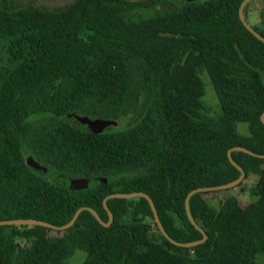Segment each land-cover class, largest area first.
I'll use <instances>...</instances> for the list:
<instances>
[{
  "label": "trees",
  "instance_id": "trees-1",
  "mask_svg": "<svg viewBox=\"0 0 264 264\" xmlns=\"http://www.w3.org/2000/svg\"><path fill=\"white\" fill-rule=\"evenodd\" d=\"M242 1L89 0L73 14L0 8V220L64 225L89 206L107 222L105 197L142 191L172 238L202 239L187 216L189 191L240 176L232 147L264 154V42L241 21ZM260 21L252 26L264 36V10ZM204 72L217 114L203 101ZM66 114L106 126L80 128L61 120ZM232 157L246 176H259L256 199L216 205L206 196L214 191L193 194L204 243L145 238L144 220L157 226L148 200L109 198V226L88 210L60 237L40 225H0V264H69L76 250L81 264H259L264 159ZM64 177L91 185L72 188Z\"/></svg>",
  "mask_w": 264,
  "mask_h": 264
},
{
  "label": "rangeland",
  "instance_id": "rangeland-1",
  "mask_svg": "<svg viewBox=\"0 0 264 264\" xmlns=\"http://www.w3.org/2000/svg\"><path fill=\"white\" fill-rule=\"evenodd\" d=\"M89 0H11L10 3L0 0V8L9 11H32L38 10L50 14H73L76 9L80 8L83 4ZM128 2H145L147 0H126ZM264 10L263 0H254L246 5L245 17L251 25L261 27L260 13ZM202 78L205 84V94L203 101L210 107L211 113H219L220 105L216 97L214 88L211 84L209 76L204 72ZM247 124L244 122L238 123V129L243 132L246 130ZM264 167V163L261 165ZM259 176L254 173H250L246 176L237 186L226 190L214 191L208 193L206 196L213 204H222L228 197L235 196L239 200L240 204L245 206L256 199L253 194V188L257 184ZM142 225V236L148 239H157L159 229L155 225L151 217L147 218ZM21 227V226H20ZM51 235L54 237H60L66 235V230H53ZM16 241L22 246L27 247L30 245V241L23 237H17ZM85 258V254L80 250H76L74 255L68 260L69 264H81ZM259 264H264V256L259 255L257 257Z\"/></svg>",
  "mask_w": 264,
  "mask_h": 264
},
{
  "label": "water",
  "instance_id": "water-1",
  "mask_svg": "<svg viewBox=\"0 0 264 264\" xmlns=\"http://www.w3.org/2000/svg\"><path fill=\"white\" fill-rule=\"evenodd\" d=\"M185 1H190V0H185ZM251 1H254V0H243L241 2L240 7H239V17H240L241 21L243 22V24L245 25V27L248 30H250L259 40L264 42V36L262 34H260V32L258 30H256L247 21V19L245 17V12H244L245 7ZM60 118L64 122L71 124V125H77L80 128H86V127L104 128L106 126V123L103 121H91L87 118H82L81 116L76 115V114H66V115L61 116ZM261 121L264 123V113H262V115H261ZM233 151H244V152H246L252 156L264 159V154H258V153L254 152V151H252L246 147H243V146L232 147L228 150V158H229L230 162L240 171V173H241L240 176L237 179L230 181L228 183L215 185V186L196 187V188L189 191V193L187 194L186 199H185L187 216H188L189 220L191 221V223L193 225H195L196 228L199 229L203 233V238L200 240H196V241H192V242H181V241H177L174 238H172L161 222V219L159 217V214L157 212V209H156V206H155L153 199L150 197L149 194L142 192V191L117 192V193H112V194L108 195L107 197H105L103 200V204H104V207L108 211V214H109V221H107V222L102 220L101 216L99 215V213L94 208L89 207V206H82L76 210L72 219L64 225H56V224H53V223L48 222V221H44V220H40V219H34V218L3 219V220H0V225H15V226L40 225V226H44V227H47V228H50L53 230L62 231V230H67L70 227H72L74 225L75 221L77 220V218L79 217L80 213L83 210H88L97 218V220L102 225L109 226L113 221V214L107 205V200L109 198H126V199H128V198H134V197L142 196L148 200L150 207L152 209V212H153L155 222H156L160 232L162 233V235L167 240H169L171 243H173L177 246L192 247V246L204 243L208 239V235L196 223L195 219L192 216V213L190 210V205H189L190 197L193 194L198 193V192L220 191V190L230 189L232 187L237 186L246 176L245 169L233 159V157H232ZM27 162L30 166L34 167L38 171L42 172L45 170V168L42 167L38 162L34 161V159L32 157H29ZM70 182H72L71 187L76 188V189L88 188L91 185V182L88 178H80V179H77L74 181H72L70 178H65V177L63 178V184L67 185Z\"/></svg>",
  "mask_w": 264,
  "mask_h": 264
}]
</instances>
